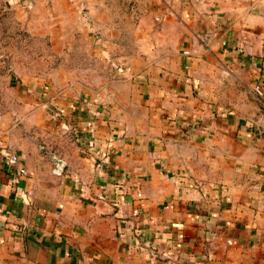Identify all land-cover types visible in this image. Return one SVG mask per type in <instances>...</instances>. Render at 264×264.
<instances>
[{"label": "crops", "instance_id": "0c3cea01", "mask_svg": "<svg viewBox=\"0 0 264 264\" xmlns=\"http://www.w3.org/2000/svg\"><path fill=\"white\" fill-rule=\"evenodd\" d=\"M45 1L83 84L51 91L54 183L26 124H0V264H264V1L173 0L152 27L121 0Z\"/></svg>", "mask_w": 264, "mask_h": 264}, {"label": "rangeland", "instance_id": "374dc122", "mask_svg": "<svg viewBox=\"0 0 264 264\" xmlns=\"http://www.w3.org/2000/svg\"><path fill=\"white\" fill-rule=\"evenodd\" d=\"M51 3L45 0H0V124H26V147L35 153L36 162L39 155L46 159L42 169L45 184L54 183L48 173L52 166L54 174L61 176L58 163L64 157L66 147H70L66 146V139L71 135L64 130L55 133L49 125L58 118V113H63L51 101L52 88L78 91L83 84L80 75L77 79H67V73H80L83 66L71 63L72 50L68 46V35L62 29L68 21H58L51 15L56 7ZM119 7L123 22L136 21L142 27L161 26L162 12L177 10L173 0H121ZM129 13L135 17L128 18ZM221 67L222 74H226L224 64ZM221 79L223 87L227 85L228 88L229 83L223 76ZM231 86L239 92L244 89L241 83ZM229 97L230 94L221 93L219 103L225 105ZM69 99L80 101L82 97L75 95ZM234 99L239 101L241 98L235 96ZM30 124H40V127L34 128Z\"/></svg>", "mask_w": 264, "mask_h": 264}, {"label": "built area", "instance_id": "2783aa9c", "mask_svg": "<svg viewBox=\"0 0 264 264\" xmlns=\"http://www.w3.org/2000/svg\"><path fill=\"white\" fill-rule=\"evenodd\" d=\"M189 53H190V52H189L188 50L185 51V54H189ZM255 91H256V93H257L259 96H262V95H263V90H262L261 85L257 84V85L255 86ZM19 159H20L19 155H18V154H14V155L10 156V158H9V162H10L11 164H16V163L19 162ZM19 172H20V174H26V173H27L26 170H25V168H23V167H21V168L19 169ZM137 215H138L137 212H133V216H137Z\"/></svg>", "mask_w": 264, "mask_h": 264}]
</instances>
